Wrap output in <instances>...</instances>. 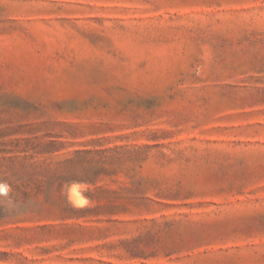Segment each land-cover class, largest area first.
Listing matches in <instances>:
<instances>
[{
  "label": "rangeland",
  "instance_id": "obj_1",
  "mask_svg": "<svg viewBox=\"0 0 264 264\" xmlns=\"http://www.w3.org/2000/svg\"><path fill=\"white\" fill-rule=\"evenodd\" d=\"M0 264H264V0H0Z\"/></svg>",
  "mask_w": 264,
  "mask_h": 264
},
{
  "label": "bare ground",
  "instance_id": "obj_2",
  "mask_svg": "<svg viewBox=\"0 0 264 264\" xmlns=\"http://www.w3.org/2000/svg\"><path fill=\"white\" fill-rule=\"evenodd\" d=\"M75 188H76V186L74 187V190H73V196H74V198H75L77 201H79V200H81V197H82V196L80 197V194H81V193L77 192ZM82 198H83V197H82ZM86 199H87V198H86ZM85 201H86V200L84 199V203H85ZM87 201H88V199H87ZM73 204H74V203H73ZM73 204H72V205H73ZM80 206H81V205H80Z\"/></svg>",
  "mask_w": 264,
  "mask_h": 264
}]
</instances>
